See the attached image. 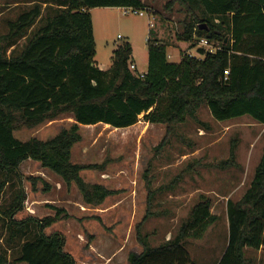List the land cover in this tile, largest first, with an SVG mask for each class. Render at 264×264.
Returning <instances> with one entry per match:
<instances>
[{"label": "trees", "instance_id": "obj_1", "mask_svg": "<svg viewBox=\"0 0 264 264\" xmlns=\"http://www.w3.org/2000/svg\"><path fill=\"white\" fill-rule=\"evenodd\" d=\"M173 5L185 12L178 40L190 42L200 58L185 52L179 63H171L166 44L149 37L142 77L130 69L128 42L115 48L107 70L94 63L89 14L97 7L148 8L142 0H43L7 22V33L0 38V199L8 192L9 200L0 204V264H75L63 250L64 236L44 233L62 210L53 206L55 215L40 219L15 216L25 207L24 180L32 189L38 181L45 184L21 173L26 160L60 177L67 188L76 186L87 205H100L113 193L82 179V170L99 166L71 161L72 148L82 139L81 125L124 129L143 115L147 123L165 127L166 141L176 125L188 118L197 121L202 104L218 121L249 116L264 125V0H170L166 9ZM194 38H205L219 49L211 53L197 47ZM65 114L73 123L48 140L14 137L20 127L34 128ZM235 146L233 142L228 158L216 167H238ZM145 177L148 210L143 220L161 190H151ZM211 207V199L200 195L176 235L154 247L140 232L142 220L135 227L142 251L129 253L128 264H195L187 242L201 239L215 223ZM226 216L227 243L215 264H249L246 249L264 251V148L249 187L238 201H227Z\"/></svg>", "mask_w": 264, "mask_h": 264}, {"label": "rangeland", "instance_id": "obj_2", "mask_svg": "<svg viewBox=\"0 0 264 264\" xmlns=\"http://www.w3.org/2000/svg\"><path fill=\"white\" fill-rule=\"evenodd\" d=\"M42 1L0 0V38L7 33L9 20ZM169 1L145 0L149 13L144 12V16L124 14V8L90 9L94 63L107 70L115 48L128 42L137 69L133 72L141 74L147 70L149 37L166 44L171 63L179 61L180 54L188 50L190 55L200 58L190 42L178 40L185 12L179 5L167 10ZM24 43L25 37L18 41L16 49ZM171 46H177L180 52L173 49L176 54H172ZM196 118L197 121L188 118L176 125L166 141L165 127L147 123L143 115L135 125L124 129L104 124L81 125L82 139L72 148L71 161L99 166L82 170V179L113 193L100 205H87L76 186L67 188L60 177L38 162L27 160L20 166L21 173L25 178H41L45 184L38 181L32 189L30 181L24 180L25 207L15 218L54 216V206L62 211L44 233L62 234L63 250L73 257L75 264H128L129 253L142 251L135 227L148 210L147 174L151 190H161L151 200V215L142 221L141 234L147 236L153 247L173 238L198 197L205 195L211 199V213L217 220L201 239L188 240L186 249L195 264H215L227 243V201H238L249 187L264 148V126L249 116L218 121L206 104L197 110ZM72 123L71 115L65 114L34 128L20 127L14 131V137L23 142L31 138L45 141ZM233 142L238 167L221 170L215 164L228 158ZM47 187L49 190L45 191ZM8 200L5 192L0 204L6 205ZM245 257L249 264H264L262 249H246Z\"/></svg>", "mask_w": 264, "mask_h": 264}, {"label": "built area", "instance_id": "obj_3", "mask_svg": "<svg viewBox=\"0 0 264 264\" xmlns=\"http://www.w3.org/2000/svg\"><path fill=\"white\" fill-rule=\"evenodd\" d=\"M149 8H144V9H138V8H130V7H126L123 10L124 14H134V15H138V16H144V12H148ZM148 39V38H147ZM193 42L197 45V47H202L205 50H208L209 52L213 53L215 52L217 49H219L218 47H216L217 45L209 42L208 40H206L205 38H200V39H196L194 38ZM130 69L132 71H136V66L134 63H132L130 65ZM224 74H227V71L224 72ZM140 77H142L144 75V73L138 74Z\"/></svg>", "mask_w": 264, "mask_h": 264}, {"label": "crops", "instance_id": "obj_4", "mask_svg": "<svg viewBox=\"0 0 264 264\" xmlns=\"http://www.w3.org/2000/svg\"><path fill=\"white\" fill-rule=\"evenodd\" d=\"M142 2H144L145 3V0H142ZM171 50H172V54L174 53V54H176V52H173V49H175L174 51H179V48L177 47V46H171V48H170ZM166 52H167V57H168V53H169V51L167 50V48H166ZM180 52V51H179ZM185 53V52H184ZM186 53H188V54H190V52H189V50L188 51H186ZM183 54V53H182ZM182 54H180V57L179 58H181V55ZM180 61V60H179ZM179 61H176L175 63H179ZM133 63H134V61H133ZM135 66H136V64H135ZM137 70V69H136ZM146 72V71H145ZM145 72H143V73H145ZM261 125V124H260ZM264 126V125H263ZM27 161V160H26ZM25 162V161H24Z\"/></svg>", "mask_w": 264, "mask_h": 264}]
</instances>
